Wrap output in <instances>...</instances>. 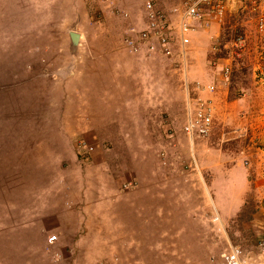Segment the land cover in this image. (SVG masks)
I'll list each match as a JSON object with an SVG mask.
<instances>
[{
  "label": "crops",
  "instance_id": "0c3cea01",
  "mask_svg": "<svg viewBox=\"0 0 264 264\" xmlns=\"http://www.w3.org/2000/svg\"><path fill=\"white\" fill-rule=\"evenodd\" d=\"M91 6L92 9L84 13L78 11L76 0L38 3L27 0V8L21 13L24 22L18 29L6 25V13L4 24L0 26V38L4 39L1 44L20 46L26 53V57L20 59L39 63L40 70L35 76L53 79V92L58 95V102L52 105L58 111L57 121L52 124L57 128L56 133L5 134L0 139L5 143L0 149L5 172L27 173L26 168L31 165L42 168V173L53 175L45 198H37L29 206L26 200L25 203L20 200V204L16 200L10 202L12 216H8L11 221L20 217V223L15 226L17 230L13 235L6 231L5 236L18 238L20 244H6L5 253H29V228L48 222L42 230L51 232L42 237V245L45 248L58 245L60 254L68 247L69 254H76L75 260L63 264H87L81 257L91 253L86 239L92 220H96L100 223L99 237L104 244L100 253L107 258L105 263L99 264H117L110 255L119 252L113 239L121 236L123 215V219L139 223L142 207L148 206L153 221L213 222L217 218L224 228L250 205L254 211L248 222L261 243L242 245L243 253L247 264H264L262 86L249 88L243 98L229 102L221 92L199 93L200 98L211 100L214 127L206 140H195L196 166L190 170L180 169V181L174 180V172L165 169L164 174L169 176L164 180L156 176L152 183L141 182L139 177L132 175L136 182L130 185L124 179L115 180L114 172L95 157L89 165H84L86 178L81 182L76 179L77 156L73 145L77 139L135 141L140 135L128 133L127 127L151 125L160 120L150 96L158 93V88L149 85L152 70L146 57L132 54L122 43L103 36L105 30L99 29L100 37L86 30L83 27L86 20L96 26L93 22L95 7ZM70 33L78 35L74 47ZM197 82L208 85L211 79ZM225 126L238 131L231 139L236 149L220 148L217 132ZM71 173H75L72 180L55 176ZM194 204L196 207L190 209ZM172 215L174 217H168ZM124 233L127 237H135V232ZM51 236L56 240L48 243ZM135 249L131 252L135 253ZM52 264L62 263L52 260Z\"/></svg>",
  "mask_w": 264,
  "mask_h": 264
},
{
  "label": "rangeland",
  "instance_id": "374dc122",
  "mask_svg": "<svg viewBox=\"0 0 264 264\" xmlns=\"http://www.w3.org/2000/svg\"><path fill=\"white\" fill-rule=\"evenodd\" d=\"M39 1L44 2L34 0L37 3ZM76 1L78 11L84 13L92 9L91 4L95 7L93 22L96 26H92L86 20L83 22L86 30L95 37L101 36V29L105 30L106 34L103 36L123 44L128 27H141L142 9L147 0ZM152 1L159 9L168 11L179 7L183 0ZM223 6L221 16L208 14L191 26L188 33L189 44L183 60L186 63L184 75L179 69L181 62L179 56L171 59L159 56L145 58L152 70L149 85L158 88V93L150 95L152 105L157 108L155 115L160 118L158 123L127 127L128 133L138 137L140 135V139L135 141L88 142L83 138L77 139L73 145L74 152L80 141L93 147L87 161L82 162L76 158L78 181L86 178L84 165H89L94 157L102 160L104 166L114 172L115 180L124 179V182L130 185L132 183L135 185L136 182L132 180V175L139 177L141 182L152 183L156 176L158 180H164L165 176H169L164 174L165 169L174 172L172 174L176 178L174 180L180 181L182 176L179 173L180 169L190 170L196 166L195 140L191 142L183 133L187 105V94L183 87L184 77L187 78L190 87L199 83L197 81L211 79V84L208 85L213 86L214 91L209 93L221 92V96L228 102L243 98L249 88L258 86L264 88V0H223ZM26 8L27 0H0V26L4 24V15L7 14L6 25L18 29L24 22L21 13ZM124 13L128 14V18L123 17ZM3 40L1 37L0 139L5 134L56 133L57 128L52 124L57 121L58 111L52 105L58 102V95L53 92V79L36 77L40 64L21 60L20 58L26 57L23 49L17 45L1 44ZM76 40L73 36L72 47ZM232 130L229 126L223 127L222 130L219 128L217 136L220 137L222 132ZM220 141V148H237L232 142L234 140L230 143L223 142L220 138ZM4 144L0 142V149ZM1 162L2 159H0V250L3 252L0 253V264H3L2 262L52 264V260L62 264L71 263L75 260L76 254H69L68 247L64 248L65 250L61 248L63 250L60 254L57 250L58 245L50 248L42 245V237L51 232L42 230L48 222H41L37 227L29 228V253L22 255L5 253L6 244H20L17 242L18 238L5 236L6 231L13 235L17 230L15 226L20 223V217L11 221L8 216L9 214L12 216L10 202L16 200L19 203L21 200L25 203L26 200L29 206L37 198H45L46 190L52 184L53 175L42 173V168L31 165L26 168L27 173L5 172ZM37 170L38 172H35ZM74 175L75 173L55 176L58 179L66 177L72 180ZM148 202L145 204L148 205ZM195 207L196 204L190 205V209ZM149 209L148 206L142 207L139 223L123 219L124 215L121 216V236L115 237L113 239L115 243H112L119 252L110 255L112 261L117 264H206L212 257H217L231 246H238L243 251L242 245L248 247L253 243H261L259 238H255V230L248 222L254 211L250 205L224 228L222 223L220 225L217 221H153L152 211L149 212ZM29 210L31 211V206ZM99 226L98 221L92 220L89 238L86 239V246L91 253L81 257L82 262L87 264L107 261L106 255L100 253L104 244L99 237ZM125 231L135 232V237H127ZM132 249H135V253L131 252Z\"/></svg>",
  "mask_w": 264,
  "mask_h": 264
},
{
  "label": "built area",
  "instance_id": "2783aa9c",
  "mask_svg": "<svg viewBox=\"0 0 264 264\" xmlns=\"http://www.w3.org/2000/svg\"><path fill=\"white\" fill-rule=\"evenodd\" d=\"M223 0H183L179 7L168 11L159 9L152 0L145 1L143 5V21L141 27L130 26L126 29L123 46L130 53L148 58L155 56L171 59L181 57L179 69L186 72V48L189 44L188 33L191 23L199 22L206 15L219 17L223 14ZM128 18V14H123ZM263 28V23H261ZM227 75V71L225 73ZM183 87L187 94V105L183 133L194 141L206 139L214 127V108L208 100L199 97L202 91L213 92L211 85L202 86L195 83L190 87L187 78L183 79ZM238 134L232 130L222 132L220 138L223 142H230ZM240 137V135H238ZM93 152V147L80 141L76 146V156L85 162ZM217 221V218L214 219ZM55 236L48 238V243H53ZM206 264H247V259L238 246H231L221 252L217 257H212Z\"/></svg>",
  "mask_w": 264,
  "mask_h": 264
},
{
  "label": "water",
  "instance_id": "95a60500",
  "mask_svg": "<svg viewBox=\"0 0 264 264\" xmlns=\"http://www.w3.org/2000/svg\"><path fill=\"white\" fill-rule=\"evenodd\" d=\"M73 36H75V39H77L76 43L75 44L73 43V45L75 46L77 44V41H78V35L76 33H70V41H71V43H72V37Z\"/></svg>",
  "mask_w": 264,
  "mask_h": 264
}]
</instances>
